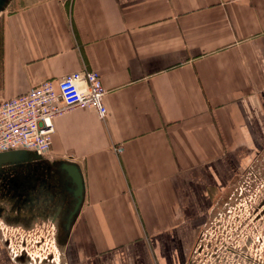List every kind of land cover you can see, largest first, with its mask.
<instances>
[{"label":"crops","instance_id":"crops-1","mask_svg":"<svg viewBox=\"0 0 264 264\" xmlns=\"http://www.w3.org/2000/svg\"><path fill=\"white\" fill-rule=\"evenodd\" d=\"M84 68L101 75L106 118L56 117L44 156L80 168L82 205L57 223V205L24 201L21 173H0V264H189L240 180L264 172V0L10 1L0 100ZM42 226L61 259L11 252L6 228Z\"/></svg>","mask_w":264,"mask_h":264},{"label":"built area","instance_id":"built-area-1","mask_svg":"<svg viewBox=\"0 0 264 264\" xmlns=\"http://www.w3.org/2000/svg\"><path fill=\"white\" fill-rule=\"evenodd\" d=\"M106 93L100 73L84 68L65 74L57 81L45 80L24 94L0 100V152L27 150L47 156L55 133L54 119L77 107L95 109L105 119ZM115 150L120 152L122 148L116 146ZM263 210L264 203L261 201L259 211ZM262 242L264 245V237ZM10 245L14 250L11 242ZM197 247L200 250L202 243ZM21 251L38 262L48 258L33 254L26 247H22ZM14 254L18 255L17 252Z\"/></svg>","mask_w":264,"mask_h":264},{"label":"rangeland","instance_id":"rangeland-1","mask_svg":"<svg viewBox=\"0 0 264 264\" xmlns=\"http://www.w3.org/2000/svg\"><path fill=\"white\" fill-rule=\"evenodd\" d=\"M234 193L226 211L214 218L202 235L199 241L202 247L200 250L195 248L197 252L194 250L189 264H215V261L217 264L229 261L230 264H263L264 245L261 238L264 237V210H259L264 199V172H260L258 167L250 170L240 180ZM4 237L13 254H26L20 252L22 247H26L40 257L48 256L45 259L47 262L61 259L56 235L50 226L31 230L6 228Z\"/></svg>","mask_w":264,"mask_h":264},{"label":"flooded vegetation","instance_id":"flooded-vegetation-1","mask_svg":"<svg viewBox=\"0 0 264 264\" xmlns=\"http://www.w3.org/2000/svg\"><path fill=\"white\" fill-rule=\"evenodd\" d=\"M20 169L21 170L18 171L14 170V173L10 167H7L4 170H0V173L9 177H11V174L13 173H21L20 176L18 175L19 179L17 181L22 182L25 188L33 190L38 189V186H40L41 188L39 189V192L42 197L52 195L55 201L61 200L62 204H65V206L67 205V208L65 207V209H62V214L56 215V222H62V219L65 221V217L72 212L75 203L77 202V199L74 198L72 192L75 185L67 172L56 163L49 164L44 160V156L41 155L33 157L29 167L24 169L23 166ZM12 180L15 179L13 178ZM48 180L55 186L56 194L52 193V187H48ZM56 211L58 210L56 209L55 212ZM203 251L204 249L202 252ZM221 261L222 260L220 259L219 262ZM215 264H217V261H215ZM227 264H230V261Z\"/></svg>","mask_w":264,"mask_h":264},{"label":"water","instance_id":"water-1","mask_svg":"<svg viewBox=\"0 0 264 264\" xmlns=\"http://www.w3.org/2000/svg\"><path fill=\"white\" fill-rule=\"evenodd\" d=\"M11 0H0V15L8 8ZM39 156L37 154H32L27 150H10L5 152H0V168L3 166L10 167L13 171L21 170L20 168L24 166V169L29 167L32 158ZM62 169L67 172L71 177L75 188L73 189V196L77 199L72 212L66 217L69 224L73 220L74 216L78 213L82 202H83V192H84V179L80 168L74 163H65L62 165ZM38 189L29 190L24 189V201H30L33 204L38 205V212L41 211L43 215H48V211H52L54 206L57 205V214H62V209H65V204H62L61 200L55 201L52 195H47L42 197L38 186ZM34 198V199H33Z\"/></svg>","mask_w":264,"mask_h":264}]
</instances>
